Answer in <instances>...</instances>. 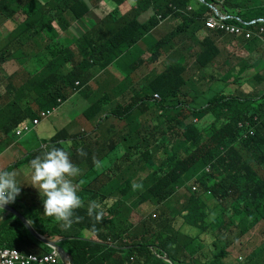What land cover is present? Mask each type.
Masks as SVG:
<instances>
[{
    "label": "trees",
    "instance_id": "16d2710c",
    "mask_svg": "<svg viewBox=\"0 0 264 264\" xmlns=\"http://www.w3.org/2000/svg\"><path fill=\"white\" fill-rule=\"evenodd\" d=\"M114 1L120 4L127 2ZM132 1L136 8L129 15L117 11L101 22L92 15L93 10L102 4V0H0V27L10 28L0 30V69L7 64L24 62L26 55L34 58L31 66H42V69L36 73L38 75L34 77L33 86L46 89H42L43 95L38 99H32V91L17 106H13L6 121L11 129L17 131L28 120H36L40 112L53 108L59 100L70 99L69 94L77 97L86 90L95 94V77L104 73L114 59L126 54L127 44L136 47L158 28L160 22L168 20L177 28L168 38L162 35V41L156 46L162 52L168 47L169 39L197 35L202 31L201 28H205L206 18L214 14L210 6L207 7L200 0ZM207 3L217 7L228 17L242 18L245 21L264 19V0H227L223 6L217 0H207ZM150 12L154 13L150 21L146 24L140 22ZM69 13L76 23L71 24L66 19ZM101 25L110 30L104 45L116 40L124 43L123 46L115 45L106 51L96 48L87 50V39L81 41L76 36L86 34L88 37L93 29ZM210 42L205 52L196 54L202 68H207L213 61L214 53L220 54L216 43ZM254 56L257 69L262 68V48L256 50ZM157 58L160 59V55L157 54ZM210 58V62L204 64ZM239 62V77H226V86L228 82H239L242 75L256 65L251 57L239 59ZM22 68L29 77L36 75L25 65ZM184 69L185 67L170 66L152 87L135 90L132 98L135 106L128 113L123 111L120 103L114 101L115 92L110 96L105 93L104 86H100L98 104L102 109L96 115L106 112V117L99 126L107 125L108 133L97 129L96 135L107 151L98 152L96 159L94 154L89 156L80 170H87L89 174L103 171L111 162L107 169L109 171L86 174L77 183L80 188L86 184L80 192L84 207L77 210L80 220L70 228L44 215L40 202L31 207L30 220L37 232L54 241L65 239L60 247L73 258L74 264H168L158 258L165 255L173 264H232L230 260L234 247L240 252H246L241 246L245 242L249 244V239H245L254 231L255 237H264V91H259L263 95L261 97H224L216 104L205 105L208 106L207 109L200 110L199 115H212L216 111L213 116L220 123H213L205 129H201L202 125L199 128L184 124L178 126L174 118L181 117L184 121L197 111L196 104L182 101L174 109L166 107L170 97L183 94L173 83ZM210 76V73L204 72L197 79L205 83ZM18 79L20 76L15 75L9 80L15 82ZM209 80L214 82V86L222 82L217 78ZM117 83L122 84L123 81ZM190 86L195 88L198 85L192 83ZM150 88L163 94L164 102L156 103L154 97H145ZM34 102L39 109L25 113L27 107L34 105ZM135 110H140L143 115L139 118L141 127L135 118ZM86 114L88 115L87 112ZM145 119L150 122L146 127L142 123ZM154 121L156 125L152 126ZM159 129L160 132H157ZM10 131H6L7 135ZM67 134L69 138L76 137V134ZM61 141L53 139L45 151L51 146L63 148L76 164L78 153L75 147H68ZM5 144L6 142L0 141V155L5 150ZM123 150L127 151L125 156H122ZM158 150L165 153L163 156L159 155L162 161L158 167H154V154ZM44 152H39V156ZM208 167L210 172H207ZM189 176L191 177L186 182ZM133 182L142 184V189L133 190ZM189 183L191 185L186 186ZM183 185L186 186L185 195L189 194V203L176 208V204L180 202L177 200L171 210L170 202L179 195L177 188ZM193 187L196 192H193ZM209 192L212 197L206 199L205 195ZM92 200L102 203L106 201L105 215L101 222H96L87 213ZM148 202L156 213V219L147 215L134 222V212L137 213ZM186 207L189 211H186ZM41 215L51 220V223L41 220ZM15 224L27 236L17 237L18 229L15 225L9 226L8 220L0 227V247L20 248L22 242L28 248L27 251L34 254L51 252L46 246L40 252L39 243L29 236L25 227L18 220ZM93 224L94 231L91 230ZM179 225L180 229H177ZM12 227L16 230L15 237L7 234H11ZM186 227L195 229L197 236L185 233ZM231 228L237 234L228 239L223 231ZM102 230L106 234L101 233ZM85 232L90 233V237H84ZM209 233L215 238L213 247L216 253L213 255L205 253L206 245H210L211 241L201 238ZM3 234L7 235L2 237ZM108 239L111 244L107 243ZM124 240L127 241L126 244ZM193 242H196L194 247ZM176 248L185 250V254L177 252ZM239 263L264 264V242L247 253L244 261L239 260Z\"/></svg>",
    "mask_w": 264,
    "mask_h": 264
},
{
    "label": "clouds",
    "instance_id": "9594fccd",
    "mask_svg": "<svg viewBox=\"0 0 264 264\" xmlns=\"http://www.w3.org/2000/svg\"><path fill=\"white\" fill-rule=\"evenodd\" d=\"M131 1L132 0H127V2L124 4H120L118 2H115L114 0L102 1V4L100 6L109 2L110 4H112L114 6V10L111 12H107V14L105 13L104 15L99 16L96 14V10L100 9V6H99L96 10H93L92 16L99 18V20L102 22V21L106 20V18L109 17L110 15L115 14L117 11H119L120 13L123 12L124 14L129 15L136 8V6L130 12H124V7L127 4H129ZM200 1L202 3H204L207 7L210 6V8L214 12V14L212 16L207 17L206 20L204 21L205 28L204 29L201 28L200 30H202V31L198 32L197 35H195L193 37L188 36V37L183 38L181 36H178V37H175L173 39H169L168 47L166 48V51L169 48L176 49V46L173 45V42H175V41H180L181 45L183 46L184 45V39H185L187 41H193L195 44L202 45L203 47H205V50L203 52H205L207 50L208 46L211 44L210 41H213L216 43L217 47L220 50V54H221L222 53L221 44L223 42L225 43V42L231 41L232 43H235V44L237 42L239 45H242L247 50V52L249 53V55H243V54L239 53L240 54L239 59H247V58L251 57L254 60V63L256 65L254 68L246 71L242 75L239 82H237L235 84L240 83L242 81V78L248 72L253 71L255 73L254 77L258 81L259 86L254 87L255 90L253 89L254 91L252 90L248 96H250V97H254V96H260L261 97V96H263L262 94L259 93V91H261V90L264 91V76L261 74V72L264 70V66L260 69H257V62H256V58L254 56V52L256 50L262 48V53L264 55V19H255L252 21H245L242 18L240 19V18H235V17H228V16H225V14H222L217 7H215L213 5H209V3H207V0H200ZM217 1L221 3V6H223L227 0H217ZM144 16H143V18H144ZM153 16H151V17H153ZM151 17H149L148 21H144L143 18H141L140 22H142L143 24H146L150 21ZM160 20H161V18H160ZM236 23H238V24H236ZM232 28L241 29L245 32V34L240 35V36L234 35L231 32ZM175 31H176V27L173 24L169 23L168 20H164V21L160 22V25L158 26V28L149 37H147L144 41L140 42L136 47H132L131 45L127 44L126 54L120 56L118 59H114L112 61V63L108 66V68L105 70V72L108 73L112 68L119 69V65L122 63V61L125 60L126 58H131V57L137 59L136 69H140L142 66H146L148 68V67H151L154 65L162 66V68L164 67L162 70V73L158 74L159 77L162 76L164 73H166L168 67H170V66L178 67L180 65H184L181 62L171 64V63L167 62L166 60H164L162 52L165 49L159 54L161 58L160 59L157 58L156 46L158 45V43L160 41H162V35L165 38H168V36H170ZM109 33H110V31H109ZM248 33H250L252 35V37L250 39L247 38ZM201 34L204 35L203 40L200 38ZM151 37L159 38V42L157 43V45L154 48H151L147 51V53L151 55V58L147 62H141L138 59L137 51H139L140 49H143V48H148L149 42L152 41V39H150ZM208 39L210 41H208ZM123 44L124 43H118L115 40V41L110 42L109 44H106V45L103 44V45L97 47L96 49L106 51V50H108L109 47H113L115 45L123 46ZM252 47H254V48H252ZM236 50L237 49L233 50V52ZM242 50H244V49H242ZM203 52H194L193 53V57L196 59V64L199 66V70H196V73L197 74L198 73L202 74L204 72L210 73L211 76L209 79L216 78V75L211 73L208 69L209 66L214 64V59H213V61H211V63H209L207 65L208 66L207 68H204V67L202 68L201 64L197 61V55L196 54H200ZM239 52H240V50H239ZM220 54L218 56H220ZM239 65H240V63H239ZM157 69L158 68L155 67L154 72L158 73ZM238 69L240 70L239 67H238ZM187 72H188V69H186V68L184 70H182L180 72V74H178L176 76V82L173 83L174 86H176L178 89L182 90L183 94H179V95L175 94V95H173V97H170L166 102V107L169 109H174L177 106H180L179 104L181 101L183 103L189 104V103H191V101L187 100V96H189L191 93H196V92L202 93L203 97L200 98V101L195 103L196 104L195 110H197V111H194V115H192L191 117L187 118L184 121L181 119V117H176V118H174V121H176L178 123V126H180V125L182 126V124H184L187 127L194 125L195 127L199 128V126L202 125L203 127L201 129H205L214 123L213 122V123L209 124L210 120H215L214 116L211 117L212 115H204V114L199 115L200 110H205L208 108V106L206 107L205 105H210L213 103L216 104L219 101H221L222 98H224V97H228V98L229 97H234V98L236 97L237 99H239L240 97L235 96V95H230V96L225 95L226 89H224L222 92L218 91L213 86L214 82L212 80H210L208 83L209 87L207 88V92H204V89L202 92L201 89H197V88H193L191 90H188V92H186L187 81L185 79V75ZM19 73H26V70L23 69ZM225 79H226V77L222 80L221 83L225 84L224 83ZM157 81H159V78L154 83H156ZM154 83H152L148 87H152ZM32 84H33V82L31 81V85ZM78 85L82 86V84H80V83H78ZM229 85H231L230 82H228V86ZM85 90H86V88H85ZM74 96L75 95H73V94L72 95L69 94L70 99H68L66 101H64L62 99L59 100V102H57V105L54 106L53 108H51L47 111L40 112L39 117L36 120L32 121L33 119H31V120H28L27 122H25L24 127H22L19 130V132H22V135L21 136L18 135V137H23L27 134L35 132L38 128L41 127V125L44 122L53 118L59 112H61V109ZM180 96H181V98H180ZM27 97L28 96L17 98L13 101V103L15 102L14 104H19L23 98H27ZM155 102L156 103L164 102L163 94L156 93L155 94ZM96 105H98V103H96ZM34 106L38 107L37 110L39 109L38 104L35 102H34ZM241 126H242V124L240 125V127ZM82 130H86V131L80 132ZM95 130H97V128L94 129V131H90L88 129L87 125H82L80 127V130H78V132L76 134V137L74 139L75 141H73L72 138L68 139V141L70 142L69 146L71 148H74L75 142L82 140L83 141L82 147L86 148L85 150L88 151L89 139H91L92 133H94ZM79 132H80V134H78ZM159 132H160V129H159ZM53 139H55V138H52L50 141L44 143L42 145V149L44 146H46V149H48V147L51 145V142L53 141ZM61 143H62V141H61ZM79 151L81 152V154H83L82 149ZM164 153H165V151L160 153L161 156H163ZM25 172L27 175H30V177H31V185L34 186L40 193V196L42 198L43 214L44 215L48 216L49 218L54 219L56 222L61 223L62 226L68 227V228H70L74 222H79L80 217L76 213H77L78 209L84 207V201L80 195V192H82V188L85 187L86 184L80 188L79 185L77 184V182H74V178H76L80 175L81 170L76 164L73 163L72 159L70 158L69 153L66 150H64L63 148H58L56 146H51L50 149L45 151L42 155L35 157L30 162V164L26 168ZM207 172H210V167L207 168ZM190 177L191 176L186 178V182L189 181ZM193 182H191V183H193ZM190 185L191 184L189 183L186 186H190ZM186 186L183 185L182 187L177 188V190L179 191V197L177 200L181 201V199L185 196V203L183 205H181L180 202H178L176 204V208L184 207V206H186L187 203H189V201H188L189 194L185 195ZM142 187H143L142 184H138L136 182H133V184H132L133 190L142 189ZM21 190H22V187L17 182L16 173L12 172V171H8L6 169H0V208H3L5 205L10 204L11 207H13L20 215L24 216L33 226L32 221L29 220L30 217L24 215L22 213V210H20L19 207H16L17 205L15 203V200L21 194ZM193 192H196V188H194V187H193ZM211 197H212V194L210 192L205 195L206 199H210ZM104 203H106V201ZM104 203H102L98 200H92L89 202V205L87 208V213H88L89 217L94 218V220L96 222H101L104 215H105ZM146 204L149 205V202ZM186 208H187L186 211H189V208L188 207H186ZM199 208H200V213H201L202 206ZM1 211L4 214L0 213V219L4 215H8L9 218H14V221L18 220L21 223V221L19 219H17L16 216H14V215L6 212V211H3V210H1ZM30 211L31 210H29V214H30ZM192 211H194V209ZM137 213H138V215H140L139 218H141V217L144 218L145 216H147V215L143 214V210H141L140 208H139ZM148 215H151V212ZM156 217H157L156 213L152 214L153 219H156ZM226 222H228V221H226ZM219 225H222V224H219ZM33 228L35 229L34 226H33ZM176 228L180 229V225L177 226ZM91 230H93V231L95 230V224H93ZM192 230H194V232ZM35 231L37 232L36 229H35ZM184 231H185V233L189 234L190 236H197V234H198L195 229H192L190 227H186L184 229ZM37 233L40 236L44 237L45 239L48 238L45 235H41L39 232H37ZM223 233L225 235H227L228 239L236 237V234H237V232L234 228L229 229V231H227V230L223 231ZM201 238H204L205 241H211L210 245H206L207 248H205V253L207 255L215 254L216 252H215V249L213 247V243L215 242V238L213 237V235L211 233H209L207 235L202 236ZM64 240L54 241L51 238L49 239V241L59 242V243H61ZM107 243L111 244V240L108 239ZM126 243H127V241L124 240V244H126ZM59 246H60V244H59ZM1 248H3V249H5V248L17 249V250H19L25 254H34L31 251H27L28 248L25 247L22 242L20 243V248H8V247H1ZM44 248H45V245H42L41 243H39L38 250L41 252L44 250ZM53 254L57 255L59 262L62 264L60 257L58 256L57 252H55L54 250H51V252L48 254L41 253L40 257L51 256ZM34 255H37V254H34ZM37 256H39V255H37ZM158 258L161 259L162 261L168 263V264H173L171 262V260L168 258V256H166V255L163 257H158ZM239 260L242 261V259H239ZM131 262H134V259H131Z\"/></svg>",
    "mask_w": 264,
    "mask_h": 264
},
{
    "label": "crops",
    "instance_id": "0c3cea01",
    "mask_svg": "<svg viewBox=\"0 0 264 264\" xmlns=\"http://www.w3.org/2000/svg\"><path fill=\"white\" fill-rule=\"evenodd\" d=\"M135 5L131 1L129 4H127L124 7V12H130ZM116 9V8H115ZM114 10V6L110 4L109 2L103 4L100 9L96 10V14L101 16L104 15L107 12H111ZM154 13L150 12L146 14L143 18L144 21H148L149 17L153 16ZM99 19V18H98ZM92 20V19H90ZM78 28V27H76ZM62 34V33H61ZM71 34V33H70ZM200 38L203 40L204 35L201 34ZM151 42H149L148 48H143L137 51V56L138 59L141 62H147L150 58L151 55L147 53V51L151 48H154L157 43L159 42V38H153ZM231 39V38H230ZM73 42V40L71 41ZM68 44V43H67ZM173 45L176 46V49H171L169 48L167 51L166 49L162 52L164 60L171 64H175L177 62H182L184 63L186 60V65H180V67H185L188 69V72L185 75V79L187 81L186 85V92L188 90H191V84L195 83L196 86L195 88L201 89L203 92H207V88L209 87V79L205 82H199L197 77L200 75L199 73H196V70H199V66L196 64V59L193 57L194 52H203L205 50V47L202 45H197L193 41H187L184 39V45L182 46L180 41H175L173 42ZM222 47V53L216 60V65H211L209 66V71L216 75V78L218 81H222L225 77L227 78H236L239 76V53L243 55H249L247 50L243 46H237L235 43H232L231 41L229 42H223L221 44ZM229 49V50H228ZM237 49L236 51L233 52V50ZM244 49V50H242ZM240 50V52H239ZM232 51V52H231ZM141 58V59H140ZM212 58V56H211ZM211 58L206 61L204 64H208L211 60ZM34 60V58H28L27 55L24 59V62H15L12 64H7L3 68L0 69V141L6 142L4 146V152L0 155V169H6L8 171H12L16 173V178L17 182L19 185H21L22 190L21 194L16 198L15 203L16 207H21L19 204L24 203V201H30V206L28 208H25L26 211L28 212V209L33 208V201L36 202L39 199H42L40 196L39 191L34 187L31 186L30 188H26V185L30 184L31 182V177L30 175H27L25 170L29 166L30 161L32 158L34 159L35 157L39 156V152H43L46 150V146L43 147V149H37L34 147V140L33 138L30 137H18V132L21 129L13 130L11 129V125L9 123H6L7 119L9 118L10 114L9 112L13 109L14 103L8 102V98H13L14 100L20 97H26L29 96L32 93V85L31 81L33 82L34 77H36L38 74H36L38 71L42 69V66H31V62ZM23 63V64H22ZM22 65H25L26 68H30L29 70L33 73L36 74L32 77H29L27 73H19L22 71L24 68H22ZM31 66V67H30ZM137 66V59L136 58H126L125 60L122 61V63L119 65V69L112 68L108 73L104 72L102 73L104 76L103 81L101 83L104 85V82L109 79L110 77H115V79L119 82L121 80L123 82H128L131 86H129L126 90H124L123 95L119 96L115 93V98L114 101L117 103L121 104V108L123 109L124 112L128 113L131 110V107H134L135 104L132 101V98L135 96V90H144L146 87L150 86L152 83H154L158 78L159 75L162 73V66H151V67H146L142 66L140 69H136ZM219 66V67H217ZM155 67H157V72L155 71ZM151 71V75L148 74V72ZM110 73V74H109ZM19 75L20 79L15 80L14 83V89L12 88L10 91H8V88L10 86V80L13 78V76ZM136 86V87H135ZM141 86V87H139ZM214 86V85H213ZM218 91H223L226 89V93L232 95L234 92V89L236 87V84L233 83L229 86H226L223 83H218L214 86ZM135 88V89H134ZM8 91V92H7ZM89 94L90 97H94L92 92L90 90H86L85 94ZM155 96V95H154ZM96 98L99 97V95L95 96ZM95 97L93 100H90L88 97L84 100L85 106H93L97 102H95ZM203 95L202 93H191L189 96H187V100H190L191 103H196L200 101V98H202ZM76 96H74L72 99H75ZM181 98V96H180ZM71 99V100H72ZM70 100V101H71ZM196 100V101H195ZM99 105V104H98ZM73 108H63V121H62V131L66 130V128L69 126L68 131L70 130L71 126V134H77L78 130H80V127L82 125H87L88 129L90 131H94V124L98 122L96 128L97 129H102L106 131L105 134L108 133V128L107 125L104 126H99L101 120L106 117V112H104L102 115L97 116L95 110L88 111V116H89V123L85 119V115H81L78 117H74V113L72 112ZM135 118L137 119L139 126V118L143 117L142 113L140 110H135L134 111ZM111 122V121H110ZM143 125L146 127L147 125H150V122L143 120L142 121ZM112 124V123H111ZM156 125V121L153 122L152 126ZM160 125V122H158V127ZM42 126V125H41ZM7 130H11L9 132V135H7ZM86 130H83L85 132ZM96 131L93 133L91 139H89L88 143V151H87V158L91 155L94 154V158L96 159V154L98 152H106L107 149L104 148L97 135ZM159 132V130L157 131ZM11 136V137H9ZM107 140V139H106ZM73 141H75L73 139ZM63 144H67L69 147L70 142L69 141H62ZM75 145H83V141H77L75 142ZM82 151L85 150L86 148L82 147ZM127 151L123 150L122 151V156L126 155ZM161 155V154H160ZM154 161H160L159 156L156 157L154 154ZM94 159V160H95ZM85 157H82V162H77L76 165L80 168L83 166V163L85 162ZM110 163L107 164V166L104 168L105 170L99 171V172H107L108 168H110ZM75 164V163H74ZM155 167V166H154ZM153 167V168H154ZM153 171V169L151 170ZM82 172L85 175H94L95 173L89 174L87 170L82 171L81 170V175ZM83 177V178H84ZM77 178V177H76ZM74 178V182H79L82 181L83 178L81 176L76 180ZM185 203V196L181 199L180 204L183 205ZM151 205H143L140 207L141 210H144L146 207H150ZM24 208H20V210H23ZM1 214L2 211L0 210ZM132 217L135 219L134 222L139 221L140 215H138L136 212L132 215ZM9 219L8 215H4L0 219V227L1 225L6 222ZM29 219V218H28ZM30 220V219H29Z\"/></svg>",
    "mask_w": 264,
    "mask_h": 264
},
{
    "label": "rangeland",
    "instance_id": "374dc122",
    "mask_svg": "<svg viewBox=\"0 0 264 264\" xmlns=\"http://www.w3.org/2000/svg\"><path fill=\"white\" fill-rule=\"evenodd\" d=\"M102 1H106V0H102ZM133 4L135 5L134 2H133ZM72 16L73 15L71 13H69V15L68 14L66 15V19L67 20L69 19L70 20V23L71 24H74L77 21H75ZM6 29H10L9 26H7V27L6 26L0 27V30L1 31H5ZM58 31L60 33H62V31H60L59 28H58ZM92 31L93 32H91V34L88 37L85 36L86 34H83L81 36H76L77 38L79 37V40L81 39V41L84 40L85 38L87 39V42H88L87 43V47H88L87 50L88 49H91V48L92 49L93 48H97V47L103 45V43L106 42L105 37L109 34V31L110 30H109V28L107 26L101 25V26H97V28L95 30L93 29ZM236 45L237 46H242V45H239L237 42H236ZM252 48H254V47H252ZM73 49H74V46H73ZM156 53L159 55L161 53V49H157L156 50ZM218 57L219 56L215 53L214 54V64L213 65H216V60L218 59ZM186 63L187 62L185 60V62L182 63V64L186 65ZM217 67H219V66H217ZM148 74L151 75L152 74L151 71H149ZM261 74L264 76V70L261 72ZM254 76H255V73L253 71L248 72L242 78V81L240 83L236 84V87H235L234 92L232 93V95L239 96V97H241V99L247 98L248 95H249V93L254 89V87H258L259 86V83H258V81L256 80V78ZM103 79H104V76H103L102 73L99 74V75H97L95 77V81L93 82V87L96 90V92H95V95H94V93H92L94 95V97L97 96V95H99V92L101 91V89L99 88L100 86H102V88L104 86L105 93H107L110 96L114 92L117 95L121 96V95H123L124 90H126L130 86V84L128 82H123L122 84L117 83V80L115 79V77H110L109 79H107L104 82V85H103V84H101V81H103ZM12 86H14V83L13 82H10V86L8 88V91H10L12 89ZM42 89H43L42 87H40V86L34 87L33 84H32V91H33V94H34L33 97H32L33 100H36L41 95H43ZM43 90H46V89H43ZM156 93L157 92L154 89L150 88L148 91H146L145 97H154L155 98L154 95ZM225 95H229L230 96V94H227V93H225ZM86 97H88L90 100H93L94 99V97H90L88 93L87 94L84 93V94H81V95L77 96L75 99H72L71 101H69L63 108H65V107L66 108L72 107L73 108L72 112L74 113V117H78V116L84 115V114H86V112L91 111V110H95V112L101 111V109H102L101 105H97V107L95 106L96 104H94L93 106H85L84 100L86 99ZM99 99H100V96L97 97V98L95 97V102L98 103L99 102ZM13 101H14L13 98H11V97L8 98V102L13 103ZM15 106H17V104H15L14 107ZM37 108L38 107H36L34 105H30L25 110V113H27L29 111H32V110H35L36 111ZM63 108L61 109V112H59L53 118H51V119L47 120L46 122H44L42 124V126L40 128H38L35 132L25 135V137L33 138V140H34V147L35 148L41 149L42 145L44 143L50 141L52 138H58V139H60L62 141H64V140L68 141V138L70 136L67 133L68 132L71 133V129H72L73 126H71V128H70L69 131H68L69 126L66 128V130H63L62 131ZM213 115H216V111L214 113H212V116L211 117H213ZM85 119L89 123V116L88 115H85ZM213 122L214 123H220V120H217V119L216 120H210L209 124H211ZM97 124H98V122H96L94 124V129H96ZM80 132H83V130L80 131ZM80 132L78 134H80ZM74 146H75V150L78 153V155L76 156L77 158L75 159L76 162H79V161L82 162V157H85V159H87V150H83L82 151L83 154H81V152L79 150H81L82 145H77L76 146L74 144ZM160 153H161V150H158L157 153L155 154V156L158 157L160 155ZM32 160H33V158H32ZM160 161H162V159ZM160 161H155V165L154 166L155 167H158V164H159ZM80 176H81V178H83L84 177V173L82 172V175L80 173V175L76 178V180ZM31 186L32 185H31V182H30V184L26 185V188H30ZM178 197H179V195L175 196L172 199V201L170 202L169 207L171 208V210L174 208V205L173 204L177 201ZM39 202H40L41 205H43L42 204V199H39L36 202L33 201V205H37V204H39ZM30 204H31L30 201H27V200L24 201V203L19 204V206L23 205V206H21L19 208H24L22 210V213L24 215L28 216V217H30V215H29V210L30 209H28V212H27L25 208H28V206H30ZM34 210H35V208L33 209V211ZM39 212H41V211H39ZM150 212H151V215L152 214H155V211H153V208H151V206L150 207H146L143 210V214H145V215H148ZM41 220H45V221L51 223V220L46 219L43 215H41ZM9 221H10V225L9 226H12V225L14 226L15 225L14 227L18 229V235H17V237L20 236V237L23 238V237L27 236L26 234L22 233V230H21L20 226H17L15 224L14 218H9ZM15 228L12 227L11 228V231H10L11 234L10 233H7V234L15 237L16 236V230H15ZM192 231L194 232V230H192ZM101 233H105L106 234V231L105 230H102ZM253 233L255 234L256 231H254ZM253 233L251 234V236H249V238H246L245 239V241H247V239H249L248 240L249 241V244H248V242H245V244L243 246H241L246 252H240V251H238L237 248L234 247V249L232 250L233 256H232V259L230 260V262L232 264H240L238 259L242 258L243 261H244L245 256L247 255V253L249 254L251 251L255 250L257 247H259L264 242V237H259V236L255 237L253 235ZM7 234H3L2 237H4ZM89 234L90 233L85 232V233H83V236L84 237H86V236H89L90 237ZM29 236H31V235H29ZM194 244H196V242H193V247H194ZM175 250L177 252L178 251H181L179 248H176ZM193 250H195V249H193ZM181 252L183 254H185V250L184 251H181ZM37 255L41 256L40 254H37Z\"/></svg>",
    "mask_w": 264,
    "mask_h": 264
},
{
    "label": "built area",
    "instance_id": "2783aa9c",
    "mask_svg": "<svg viewBox=\"0 0 264 264\" xmlns=\"http://www.w3.org/2000/svg\"><path fill=\"white\" fill-rule=\"evenodd\" d=\"M232 34L240 36L245 32L238 28L231 29ZM252 35L247 34V38L250 39ZM19 136L22 132L18 133ZM59 260L56 254L51 256L40 257L34 254H25L17 249H3L0 247V264H59Z\"/></svg>",
    "mask_w": 264,
    "mask_h": 264
},
{
    "label": "water",
    "instance_id": "95a60500",
    "mask_svg": "<svg viewBox=\"0 0 264 264\" xmlns=\"http://www.w3.org/2000/svg\"><path fill=\"white\" fill-rule=\"evenodd\" d=\"M0 209L16 216V218L19 219L21 221V223L24 225L26 230L39 243H41L42 245H45L46 247L50 248L51 250H54L55 252H57L58 256L61 259L62 264H74L73 258L59 246V244H60L59 242H52V241H49V240L45 239L44 237L40 236L35 231V229L31 225V223L24 216L20 215L13 207H11L10 204L5 205L3 208H0ZM66 240H68V239H66Z\"/></svg>",
    "mask_w": 264,
    "mask_h": 264
}]
</instances>
